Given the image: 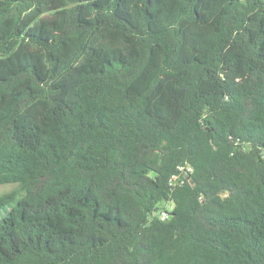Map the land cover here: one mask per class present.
Listing matches in <instances>:
<instances>
[{"label":"trees","instance_id":"1","mask_svg":"<svg viewBox=\"0 0 264 264\" xmlns=\"http://www.w3.org/2000/svg\"><path fill=\"white\" fill-rule=\"evenodd\" d=\"M0 184V264H264V0H0Z\"/></svg>","mask_w":264,"mask_h":264},{"label":"built area","instance_id":"2","mask_svg":"<svg viewBox=\"0 0 264 264\" xmlns=\"http://www.w3.org/2000/svg\"><path fill=\"white\" fill-rule=\"evenodd\" d=\"M178 172L172 174L170 176V182L175 184L176 182L182 183L185 180L189 179V173L191 171V168L185 167L184 165H179L177 168ZM164 215V216H162ZM167 217V213L166 212H162L161 213V218L165 219Z\"/></svg>","mask_w":264,"mask_h":264},{"label":"rangeland","instance_id":"3","mask_svg":"<svg viewBox=\"0 0 264 264\" xmlns=\"http://www.w3.org/2000/svg\"><path fill=\"white\" fill-rule=\"evenodd\" d=\"M13 186L14 185H11V184H0V194L10 190ZM165 207L168 209V204H165ZM162 216H164V215H162Z\"/></svg>","mask_w":264,"mask_h":264}]
</instances>
